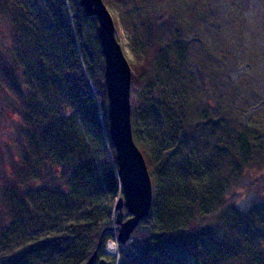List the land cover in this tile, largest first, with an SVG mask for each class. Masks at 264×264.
<instances>
[{
    "label": "trees",
    "instance_id": "trees-1",
    "mask_svg": "<svg viewBox=\"0 0 264 264\" xmlns=\"http://www.w3.org/2000/svg\"><path fill=\"white\" fill-rule=\"evenodd\" d=\"M207 1L103 0L129 26L132 138L153 194L110 256L122 193L97 21L79 0H0V93L19 119L0 264H85L99 240L97 260L112 264H264V101L221 81Z\"/></svg>",
    "mask_w": 264,
    "mask_h": 264
},
{
    "label": "rangeland",
    "instance_id": "rangeland-1",
    "mask_svg": "<svg viewBox=\"0 0 264 264\" xmlns=\"http://www.w3.org/2000/svg\"><path fill=\"white\" fill-rule=\"evenodd\" d=\"M207 3L210 6L205 15L208 37L215 48L223 51L224 56L225 71L221 81L236 87L242 86L248 95L264 101V0H208ZM107 9L113 18L116 39L129 62L133 56L128 47L129 26L118 11ZM8 34L6 20H0V45H6ZM6 40L7 44L10 43ZM189 48L190 53L198 55L199 45L193 43ZM18 122L19 119L10 113L0 93V192L8 184L12 168L17 165L14 137ZM247 183L248 179L243 178L231 192L240 191ZM251 199L252 194H249L238 203V208L245 209ZM114 239L106 241L103 248L111 256L118 255ZM111 246H114L115 254L109 252Z\"/></svg>",
    "mask_w": 264,
    "mask_h": 264
},
{
    "label": "water",
    "instance_id": "water-1",
    "mask_svg": "<svg viewBox=\"0 0 264 264\" xmlns=\"http://www.w3.org/2000/svg\"><path fill=\"white\" fill-rule=\"evenodd\" d=\"M79 6L86 17H93L97 21V35L104 59L103 80L107 97L108 134L115 151L116 175L122 193L114 207V224L116 241L123 245L139 223L147 217L153 196L146 163L132 138V70L116 39L113 18L103 0H79ZM123 209L129 214L126 219L123 217ZM100 247L99 240L95 251L85 264H112L104 259L97 260Z\"/></svg>",
    "mask_w": 264,
    "mask_h": 264
},
{
    "label": "bare ground",
    "instance_id": "bare-ground-1",
    "mask_svg": "<svg viewBox=\"0 0 264 264\" xmlns=\"http://www.w3.org/2000/svg\"><path fill=\"white\" fill-rule=\"evenodd\" d=\"M108 249H109V252H110L111 254H115V248H114V246H111V247H109Z\"/></svg>",
    "mask_w": 264,
    "mask_h": 264
}]
</instances>
